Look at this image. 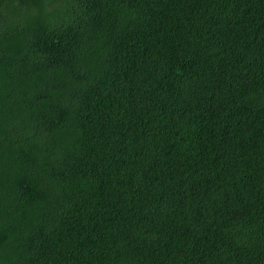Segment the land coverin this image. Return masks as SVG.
Listing matches in <instances>:
<instances>
[{
    "label": "trees",
    "instance_id": "obj_1",
    "mask_svg": "<svg viewBox=\"0 0 264 264\" xmlns=\"http://www.w3.org/2000/svg\"><path fill=\"white\" fill-rule=\"evenodd\" d=\"M0 264H264V0H0Z\"/></svg>",
    "mask_w": 264,
    "mask_h": 264
}]
</instances>
